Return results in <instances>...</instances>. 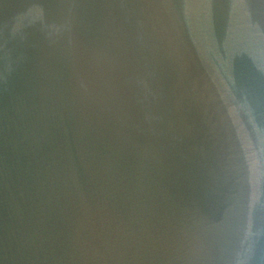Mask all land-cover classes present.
I'll return each instance as SVG.
<instances>
[{
  "label": "water",
  "instance_id": "obj_1",
  "mask_svg": "<svg viewBox=\"0 0 264 264\" xmlns=\"http://www.w3.org/2000/svg\"><path fill=\"white\" fill-rule=\"evenodd\" d=\"M0 264H264V0H0Z\"/></svg>",
  "mask_w": 264,
  "mask_h": 264
}]
</instances>
